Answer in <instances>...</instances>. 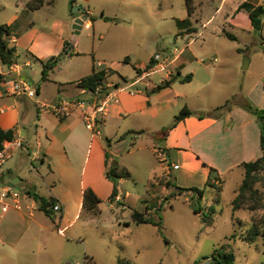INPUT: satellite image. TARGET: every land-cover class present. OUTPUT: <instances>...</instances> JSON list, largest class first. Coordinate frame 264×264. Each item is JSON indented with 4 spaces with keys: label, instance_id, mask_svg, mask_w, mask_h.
Masks as SVG:
<instances>
[{
    "label": "crops",
    "instance_id": "crops-1",
    "mask_svg": "<svg viewBox=\"0 0 264 264\" xmlns=\"http://www.w3.org/2000/svg\"><path fill=\"white\" fill-rule=\"evenodd\" d=\"M30 1L27 0L25 7H22L23 2H18L15 12L4 23L10 25L8 42L15 47V53L9 65L0 60V73L4 75L0 81V128L14 129V139L4 141L10 157L3 165V176L14 189L18 187L21 191H35L46 198H54V203L59 204L60 209L48 216L28 194L27 198L21 200L22 209L0 211V264H63L69 255L62 247L64 230L78 220H93L92 217L98 214L90 213L87 217L82 215L84 189L90 187L101 201L106 197L111 204L120 203L123 197L121 183L124 178H120L118 194L114 201L109 200L112 182L105 175V152L121 166H128L133 177L131 166L117 154L119 147L127 138L136 147L144 131L159 130L170 124L172 120L166 122V111L180 96L174 87L176 84L191 83L195 74L189 70V59L182 58L181 53L171 60L165 56L160 61L156 57L158 63L138 75V79L131 80V88L126 89L118 79L110 80L117 74L116 69L102 67L116 71L108 75L103 83L110 87L114 84L119 86L111 87L108 114L100 127V134L93 135L84 125L80 108L60 118L49 106L63 99L72 100L84 96L85 90L78 87L75 81L88 75L93 68L101 69L96 55L89 62L83 59L88 54L80 45V29L84 26L78 30L73 27L74 19L81 17L84 23L91 24L88 29H92V35H95L99 20L95 19L88 8L89 16L84 13L86 8L81 12L66 10L57 14L51 5L52 0H44L37 8H30ZM40 14H46L42 22L37 20ZM103 16H100L102 21L111 20L109 16L106 17L110 19ZM182 32L178 31V34L182 35ZM97 35L98 39L103 37L100 33ZM183 36L188 35L184 33ZM136 45L141 47L139 42ZM64 48L66 53L49 72L48 79L42 81V61L59 54ZM127 57L128 62L124 63L135 61L136 68H143L152 56L146 61ZM164 61L165 66L162 63ZM170 64L172 69H167ZM156 69L166 70L159 83L168 80L171 74H176V77L168 86L148 92L156 84L146 78ZM189 73L191 79L181 82V78ZM119 76L121 80L125 77L121 74ZM15 82L27 84L35 91V96L17 93L13 88ZM190 109L198 111L194 107ZM127 131L143 133L136 134L135 138L127 136L117 141ZM106 138L110 139L109 144ZM15 140H20L21 146L9 144ZM163 141V146L158 148L165 149L163 152L168 160L159 158L163 172L147 178L149 188L146 196L141 199L145 201L146 213L149 210L146 200L153 197L150 194H154L151 190L158 185L167 191L166 176L173 175L175 182L182 185L201 187L205 186L210 167L216 169L221 181L223 175L235 169L242 170L241 162L254 160L261 155L258 124L241 109L224 110L219 118L186 117L167 132ZM173 165L178 167L174 169ZM144 167L148 172L151 169L150 163H144ZM242 178L243 170L240 182ZM219 180L214 182L222 184ZM143 224L151 223L137 225ZM91 256L101 263L96 254L92 253Z\"/></svg>",
    "mask_w": 264,
    "mask_h": 264
},
{
    "label": "rangeland",
    "instance_id": "rangeland-1",
    "mask_svg": "<svg viewBox=\"0 0 264 264\" xmlns=\"http://www.w3.org/2000/svg\"><path fill=\"white\" fill-rule=\"evenodd\" d=\"M246 1L264 5V0H193L195 10L192 16L188 15L184 0H52L51 5L57 14L74 11L76 6L91 10L99 21L95 35H92V29H80V45L88 53L83 59L89 62L96 55L101 68L110 66L117 70L110 80L118 79L126 89L131 88L130 81L138 77L135 61L124 63L125 56L143 61L156 56L162 61L165 56L171 60L181 53L182 58L189 59V70L195 74V79L174 87L180 96L166 111L167 123L178 113L180 106L194 107L198 114L221 106L227 100L231 108L219 110L218 117L214 118L221 117L224 110L241 109L256 121L255 116L240 103L247 100L255 107L264 108V17L260 18V29L256 30L246 8L235 14L240 4ZM18 2H23L22 7H25L27 0H0V24L7 23ZM101 14L114 19L102 21ZM45 15L40 14L38 22H42ZM233 17L236 26L230 24ZM183 18L187 21L179 24ZM190 27L193 30L188 31ZM178 31H183L182 35ZM225 32L234 34L236 38L230 39ZM99 33L103 35L101 39H98ZM184 33L188 36H183ZM137 42L141 47L136 45ZM246 58L248 64L244 68ZM162 63L165 66L166 61ZM170 67L171 64L167 65V69ZM165 71L156 69L146 80L158 84ZM119 74L127 81H122ZM175 76L171 74L169 79ZM157 131H144L136 147L130 144L129 138L119 147L117 154L131 166L134 176L124 178L121 183L123 197L120 203L111 204L103 197L100 212L92 217L93 220H78L64 230L62 247L69 255L63 264H82L84 255L92 253L100 259V264H116L117 259L131 264H194L195 260L210 256L214 249L221 252L222 246L234 252L235 264L263 263L261 240L254 243L242 240L251 217L259 216L261 210L233 211L231 208V200L241 183L240 169L222 176V188L218 194L214 186H206L200 201L188 188L204 186L176 183L173 175L166 176L172 184L167 191L158 185L150 189L154 194L148 192L153 197L146 200L149 210L145 215L161 222L168 242L159 234L157 226L133 223L134 210L145 212V201L141 199L149 188L148 176L163 172L158 147L163 146L164 141L154 139ZM136 149L139 152H135ZM144 163H150L149 172ZM214 177L215 173H212L211 178ZM175 186L186 190L171 197L169 203L163 201L169 192L177 191ZM257 187L264 195V186L257 184ZM15 190L21 191L18 187ZM216 194L219 203L214 205L213 222L205 225L193 207L198 202L203 207L212 205ZM161 203V208H153V205ZM82 215L87 217L90 212L83 211ZM208 259L200 264H211L213 259Z\"/></svg>",
    "mask_w": 264,
    "mask_h": 264
},
{
    "label": "trees",
    "instance_id": "trees-1",
    "mask_svg": "<svg viewBox=\"0 0 264 264\" xmlns=\"http://www.w3.org/2000/svg\"><path fill=\"white\" fill-rule=\"evenodd\" d=\"M186 10L189 16H192L195 10L193 0H184ZM73 2V0H71ZM44 3V0H31L29 2L30 8H37L38 6H41ZM72 6V5H71ZM242 8H246L248 10V18L254 23L255 20L260 19L264 17V5L263 4H257L254 5L250 3L249 1L243 2L240 4V6L236 9L235 14H237ZM106 19H110L109 17L103 16ZM235 17V16H234ZM232 18L233 21H230V24L233 26L235 25V19ZM114 19V18H111ZM187 21L186 19L179 20L178 23L182 24ZM193 30L192 27L188 29V31ZM10 25L0 24V60L4 64H11L13 62V56L15 53V47L10 46L8 42V36L10 35ZM225 34L230 39H235L236 36L230 32H225ZM67 45V43H65ZM262 49L264 51V46H262ZM66 53V48L63 49L59 54L49 57L48 59L42 61V71H41V80H47L49 72L59 63L60 59L64 56ZM123 62H128V57L126 56L123 59ZM158 63V60L156 56H152L147 61L146 65L143 68H136L137 76L140 75L142 72H146L149 69L153 68ZM116 72L112 68H101L96 69L93 68L92 71L77 81L75 83L78 85V87L83 88L84 90H89L91 92H95L96 88L100 86V90L97 92L98 97H100L102 94L108 92L112 88H116L119 86V84H114L113 86H107L103 83L105 78ZM191 73L186 74L183 78H181V82H186L191 79ZM4 75L0 73V81H2ZM176 77V76H175ZM171 79L161 81L159 84H156L151 90L148 92H154L157 90H160L166 86L169 85ZM123 81H127L125 77H122ZM264 86V84H263ZM240 106H242L245 110L253 114L256 118V122L259 127V143L261 148V155L257 157L254 160L249 161H243L240 163V167L243 170V178L241 180L240 185L237 188L236 194L231 200V208L233 211H236L238 209H246L248 211H257L261 210V214L259 216H253L251 217V223L249 228L246 230L245 234H242V240L247 243H254L257 239L261 240L262 246H263V253H264V195L257 187V184H260L261 186H264V108H258L253 106L249 101L244 100L240 103ZM231 106L229 105V100H227L223 105L217 106L205 113H195L193 110H191L189 107L184 105L177 114L173 116L172 121L170 124L161 127L153 136L156 141H162L166 138L167 132L174 128L178 122L185 119L186 117L196 115L198 118H203L205 116L210 117H218L217 112L219 110L223 109H230ZM143 131H127L123 134H121L117 141L125 139L127 136H134L135 138L136 134H141ZM14 139V129H7L4 130L0 128V148H2L4 141H11ZM106 143H110V139L106 138ZM131 145H133V142H130ZM165 150V149H163ZM212 173H215V177L211 178ZM105 175L106 177L112 182V190L109 195V200L114 201L117 194H118V179L120 178H130L131 172L128 168L121 166L115 159H110V155L108 152H105ZM219 180V177L217 175L216 169L213 167L209 168V175L207 178V181L205 183V186L203 188L198 187H190L188 190L196 196L197 201H200L204 197V193L206 190V186H214L216 189V192H220L222 185L216 184L214 181ZM171 180L167 179L166 186H171ZM175 189L177 190L169 192L168 195H166L163 198V201H167L169 203L171 197H175L177 195L182 194L183 191L186 189L183 187L175 186ZM28 194L36 201L38 204V207L40 210H42L45 214L48 216H52L53 210L50 208L54 202V198H46L40 194H38L35 191H28ZM213 198V203L210 206L205 205L204 207L200 205V202H198L197 206L193 207V211L197 213L203 224L205 225H211L213 222V216L215 214V208L214 205H217L219 203L218 195ZM101 202V199L96 195V193L90 188L87 187L83 191V202H82V209L83 211L90 212L93 214L99 213V203ZM155 205H153L154 207ZM162 203L157 206L156 208H161ZM146 212H141L134 210L132 212V220L135 224H141V223H151L155 226H157L159 234L163 236V239L165 242H168L167 239L164 237L162 232V226L160 221L154 220L151 216H145ZM222 251L220 252L218 249H214L213 253L210 256H203L200 259H197L194 261V264H200L202 260L208 259L209 257H212L213 260L211 264H235L233 261L235 259L234 252L230 250L224 249L222 246ZM82 264H99L93 256L91 255H84ZM117 264H131L130 261H123L119 259L117 261ZM260 264H264L260 263Z\"/></svg>",
    "mask_w": 264,
    "mask_h": 264
},
{
    "label": "built area",
    "instance_id": "built-area-1",
    "mask_svg": "<svg viewBox=\"0 0 264 264\" xmlns=\"http://www.w3.org/2000/svg\"><path fill=\"white\" fill-rule=\"evenodd\" d=\"M86 16L90 15L88 9H84ZM82 26L85 28H90L91 24L84 23ZM162 65V63H161ZM13 88L17 93L26 94L29 97L35 96V91L31 89L27 84L21 82H15ZM100 86L96 88L95 92H91L85 89V95L82 97H77L72 100H60L58 103L49 106L51 111L58 117H66L69 115L73 109L80 108L82 110V120L86 129H88L93 135L100 134V127L104 122L106 115L108 114V107L111 101V91L102 94L98 97V91ZM38 104L44 106L42 103ZM11 146H21L20 140H15L9 142ZM8 146L3 143L2 148H0V211L6 212L9 209H22L21 200L28 197V192L15 190L10 186L4 179L3 176V165L5 161L10 157V152L7 149ZM159 149V148H158ZM159 157L163 160H168L167 156L162 149H159ZM168 165V164H167ZM173 168H177V165H173ZM53 211H58L60 209L59 204L54 203L50 207Z\"/></svg>",
    "mask_w": 264,
    "mask_h": 264
},
{
    "label": "water",
    "instance_id": "water-1",
    "mask_svg": "<svg viewBox=\"0 0 264 264\" xmlns=\"http://www.w3.org/2000/svg\"><path fill=\"white\" fill-rule=\"evenodd\" d=\"M78 10H83V7H81V6H76L74 11H78ZM82 24H83V18H81V17H76V18L74 19V25H73V27H74L75 29L78 30V29L81 28ZM253 28L256 29V30H259V29H260V19H257V20L254 21V23H253ZM247 64H248V59L246 58V59L244 60L243 67L246 68V67H247ZM212 259H213V258L211 257V258H209L208 260H212ZM207 262H208V261H207ZM66 264H70V263L67 262Z\"/></svg>",
    "mask_w": 264,
    "mask_h": 264
}]
</instances>
